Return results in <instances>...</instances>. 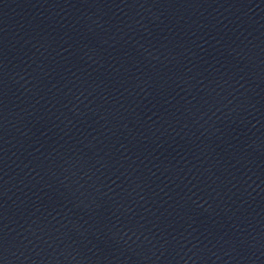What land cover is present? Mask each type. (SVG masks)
Segmentation results:
<instances>
[{
	"label": "water",
	"instance_id": "water-1",
	"mask_svg": "<svg viewBox=\"0 0 264 264\" xmlns=\"http://www.w3.org/2000/svg\"><path fill=\"white\" fill-rule=\"evenodd\" d=\"M0 264H264V0H0Z\"/></svg>",
	"mask_w": 264,
	"mask_h": 264
}]
</instances>
